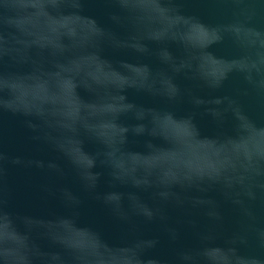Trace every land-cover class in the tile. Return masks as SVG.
<instances>
[{
  "label": "water",
  "instance_id": "water-1",
  "mask_svg": "<svg viewBox=\"0 0 264 264\" xmlns=\"http://www.w3.org/2000/svg\"><path fill=\"white\" fill-rule=\"evenodd\" d=\"M0 264H264V0H0Z\"/></svg>",
  "mask_w": 264,
  "mask_h": 264
}]
</instances>
